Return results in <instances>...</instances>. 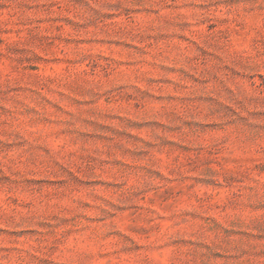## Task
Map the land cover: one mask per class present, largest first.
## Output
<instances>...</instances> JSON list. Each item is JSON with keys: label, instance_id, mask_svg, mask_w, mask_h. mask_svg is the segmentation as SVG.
Instances as JSON below:
<instances>
[{"label": "rangeland", "instance_id": "obj_1", "mask_svg": "<svg viewBox=\"0 0 264 264\" xmlns=\"http://www.w3.org/2000/svg\"><path fill=\"white\" fill-rule=\"evenodd\" d=\"M0 264H264V0H0Z\"/></svg>", "mask_w": 264, "mask_h": 264}]
</instances>
